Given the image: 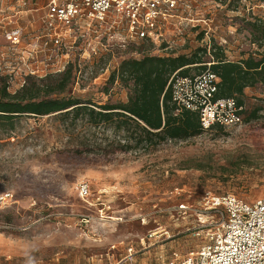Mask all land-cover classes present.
<instances>
[{
  "label": "rangeland",
  "instance_id": "obj_1",
  "mask_svg": "<svg viewBox=\"0 0 264 264\" xmlns=\"http://www.w3.org/2000/svg\"><path fill=\"white\" fill-rule=\"evenodd\" d=\"M48 2L36 0L35 10L19 19L26 30L19 52L10 51L0 32V82L6 78L12 94L24 82L56 87L61 78L51 73L44 42L35 39L45 31ZM256 22L264 24L261 0H189L187 8L173 13L159 46L130 40L126 26L100 28V40L88 37L73 50L70 60L77 72L60 97L127 103L129 87L120 79L111 83L112 75L123 60L147 54L201 53L207 68L211 55L200 51L213 46L231 58L264 55L261 33L251 26ZM108 35L115 38L111 46ZM28 49L37 52L34 58ZM203 65L191 66V74L206 70ZM32 70L38 76H27ZM244 108L240 127L205 131L152 150L117 147L108 154L105 146L96 147L102 149L95 154L73 153L88 130L80 125L71 136L54 115H24L15 130L2 127L0 193L11 191L14 201L0 208V264H168L175 254L198 252L218 219L205 206L207 194H231L248 202L264 197L263 86L251 90ZM257 108L261 118L247 121ZM107 138L126 143L123 131L115 136L100 129L98 144ZM82 182L91 185L89 199L79 194Z\"/></svg>",
  "mask_w": 264,
  "mask_h": 264
},
{
  "label": "built area",
  "instance_id": "obj_2",
  "mask_svg": "<svg viewBox=\"0 0 264 264\" xmlns=\"http://www.w3.org/2000/svg\"><path fill=\"white\" fill-rule=\"evenodd\" d=\"M14 1L15 4L6 5L0 0L1 37L12 53L24 47L26 30L19 24V19L24 11L32 12L36 6V0ZM188 3L189 0H49L43 16L45 31L35 39L42 40L45 51L50 53L48 66L51 73H63L71 64L76 46L85 44L88 37L98 40L100 28L126 26L130 40L161 45L173 13L181 6L187 8ZM118 17L120 21L116 20ZM114 39L113 35H108L107 46H111ZM27 52L33 58L37 54L35 50L28 49ZM78 66L81 67V62ZM31 75L38 76V73L32 70L27 76ZM220 82V77L211 70V64L191 76L175 74L170 84L177 112L197 113L204 131L242 126L245 108L235 97L217 98ZM79 194L83 199H89L91 185L82 182ZM13 201L11 191L0 193V208ZM204 202L207 210L218 216L206 243L188 257L175 254L168 264H264V197L248 202L231 194H207Z\"/></svg>",
  "mask_w": 264,
  "mask_h": 264
},
{
  "label": "trees",
  "instance_id": "obj_3",
  "mask_svg": "<svg viewBox=\"0 0 264 264\" xmlns=\"http://www.w3.org/2000/svg\"><path fill=\"white\" fill-rule=\"evenodd\" d=\"M251 26L261 33V41H264V24L256 22ZM200 52L210 53L211 70L220 77L217 98L235 97L239 105L244 106L247 88L264 87V55L250 53L247 58L232 61L227 58L225 50L218 46H213L210 52ZM200 54L192 57L147 54L141 59L123 60L112 75L111 83L120 79L129 87L127 103L100 105L72 96L60 97L74 79L77 72L75 64H70L66 71L55 75L61 77L56 87H32L26 84L22 90L12 94L6 78L1 79L0 129L7 127L8 131L15 130L17 120L24 115L42 118L54 115L67 126L71 136L80 125L88 130L84 141L73 151L76 155L95 154L99 151L97 149H102L96 147L103 146L105 151H102L108 154L116 151L117 147L152 150L170 141H187L205 131L197 113L189 110L177 112L170 82L175 74L191 76L193 65L204 64L202 69H207ZM53 94H59L58 98H48ZM261 111V108H257L247 121L261 118ZM100 129L105 135L112 130L115 136L123 131L126 143L107 138L101 145L98 144Z\"/></svg>",
  "mask_w": 264,
  "mask_h": 264
},
{
  "label": "crops",
  "instance_id": "obj_4",
  "mask_svg": "<svg viewBox=\"0 0 264 264\" xmlns=\"http://www.w3.org/2000/svg\"><path fill=\"white\" fill-rule=\"evenodd\" d=\"M226 53H227V52H226ZM226 56H227V58H228L229 60H232V61H240V60H242L243 58H247V57L249 56V54H242V55L239 56V58H238V57H236V58H231V57H229L228 54H226ZM251 90H254V88H247V89L245 90V98H244L245 100H247V97L251 95Z\"/></svg>",
  "mask_w": 264,
  "mask_h": 264
}]
</instances>
